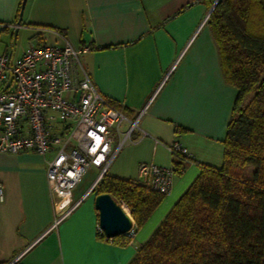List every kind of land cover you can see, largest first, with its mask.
<instances>
[{
	"label": "crops",
	"instance_id": "1",
	"mask_svg": "<svg viewBox=\"0 0 264 264\" xmlns=\"http://www.w3.org/2000/svg\"><path fill=\"white\" fill-rule=\"evenodd\" d=\"M209 2L27 0L14 44L22 0H0V42L6 40L0 53L18 58L28 45H89L83 64L99 92L129 119L146 109L134 141L107 174L138 181L141 163L171 166L177 161L169 150L173 141L191 153L149 219L138 227L132 216L134 232L125 242L99 233L96 191L82 199L100 173L97 167L61 202L48 179L54 153L0 151V264H130L200 174V164L222 165L237 89L226 83L204 23Z\"/></svg>",
	"mask_w": 264,
	"mask_h": 264
},
{
	"label": "trees",
	"instance_id": "2",
	"mask_svg": "<svg viewBox=\"0 0 264 264\" xmlns=\"http://www.w3.org/2000/svg\"><path fill=\"white\" fill-rule=\"evenodd\" d=\"M206 23L223 77L237 89L223 163L200 164V174L130 264H264V0H218ZM176 159L179 173L188 159ZM249 166L255 167L251 177ZM95 191L124 201L138 227L165 197L107 173Z\"/></svg>",
	"mask_w": 264,
	"mask_h": 264
},
{
	"label": "built area",
	"instance_id": "3",
	"mask_svg": "<svg viewBox=\"0 0 264 264\" xmlns=\"http://www.w3.org/2000/svg\"><path fill=\"white\" fill-rule=\"evenodd\" d=\"M91 48L67 42L64 46L32 45L18 58L0 53V151L54 153L48 161V179L58 199L70 198L92 166L100 173L82 199L94 192L120 150L134 141L133 134L146 111L129 119L99 92L83 64V55ZM125 122L128 126L124 129ZM169 150L176 158L191 157L179 141H173ZM176 173L175 164L144 162L138 182L166 196L172 191ZM3 199L0 185V201ZM121 204L130 211L124 201ZM73 208L58 216L51 228ZM98 229L105 235L100 226Z\"/></svg>",
	"mask_w": 264,
	"mask_h": 264
},
{
	"label": "water",
	"instance_id": "4",
	"mask_svg": "<svg viewBox=\"0 0 264 264\" xmlns=\"http://www.w3.org/2000/svg\"><path fill=\"white\" fill-rule=\"evenodd\" d=\"M27 0H23L18 26L14 31V44L16 43L19 27L22 23L23 12ZM218 0L215 1L210 9L211 13L215 8ZM12 78L10 77L9 83ZM95 206L99 212V226L104 231L107 238H116L122 235H128L134 230V219L132 214L111 194H98L95 199Z\"/></svg>",
	"mask_w": 264,
	"mask_h": 264
},
{
	"label": "rangeland",
	"instance_id": "5",
	"mask_svg": "<svg viewBox=\"0 0 264 264\" xmlns=\"http://www.w3.org/2000/svg\"><path fill=\"white\" fill-rule=\"evenodd\" d=\"M215 1L216 0H212V2H214L215 3ZM213 6V5H212ZM6 45V40H2L1 42H0V46H1V49H3L4 48V46ZM31 46V45H30ZM28 47H29V45H28ZM0 49V50H1ZM2 51V50H1ZM90 170V169H89ZM89 170H88V172H89ZM254 170H255V167H253V166H249V167H247L246 168V175L248 176V177H251V175H252V173L254 172ZM87 172V173H88ZM87 173H86V175H87ZM63 200L61 199V202H62ZM128 212H130V211H128ZM131 213V212H130Z\"/></svg>",
	"mask_w": 264,
	"mask_h": 264
}]
</instances>
